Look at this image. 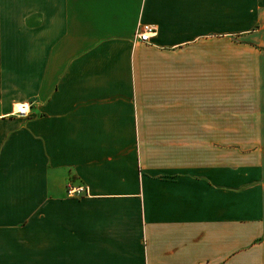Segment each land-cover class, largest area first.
<instances>
[{
    "label": "crops",
    "instance_id": "obj_1",
    "mask_svg": "<svg viewBox=\"0 0 264 264\" xmlns=\"http://www.w3.org/2000/svg\"><path fill=\"white\" fill-rule=\"evenodd\" d=\"M0 264H264V0H0Z\"/></svg>",
    "mask_w": 264,
    "mask_h": 264
},
{
    "label": "built area",
    "instance_id": "obj_2",
    "mask_svg": "<svg viewBox=\"0 0 264 264\" xmlns=\"http://www.w3.org/2000/svg\"><path fill=\"white\" fill-rule=\"evenodd\" d=\"M155 28L153 26H150V25H145L143 26L142 29H139L137 34H136V38L137 39H140L142 41H149L151 36L153 34H155ZM29 111L28 110H23L19 113H22V114H27ZM81 188H71L70 192H78Z\"/></svg>",
    "mask_w": 264,
    "mask_h": 264
},
{
    "label": "bare ground",
    "instance_id": "obj_3",
    "mask_svg": "<svg viewBox=\"0 0 264 264\" xmlns=\"http://www.w3.org/2000/svg\"><path fill=\"white\" fill-rule=\"evenodd\" d=\"M27 109H28V107H26V106L19 107V112H21V111H23V110H27Z\"/></svg>",
    "mask_w": 264,
    "mask_h": 264
},
{
    "label": "rangeland",
    "instance_id": "obj_4",
    "mask_svg": "<svg viewBox=\"0 0 264 264\" xmlns=\"http://www.w3.org/2000/svg\"><path fill=\"white\" fill-rule=\"evenodd\" d=\"M216 41H217V40H216ZM217 42H222V41H221V39H220V41H217Z\"/></svg>",
    "mask_w": 264,
    "mask_h": 264
}]
</instances>
